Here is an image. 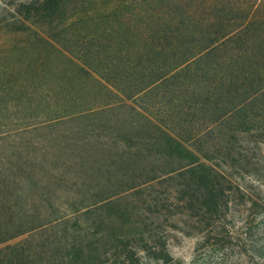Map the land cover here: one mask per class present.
I'll return each mask as SVG.
<instances>
[{
  "label": "trees",
  "instance_id": "1",
  "mask_svg": "<svg viewBox=\"0 0 264 264\" xmlns=\"http://www.w3.org/2000/svg\"><path fill=\"white\" fill-rule=\"evenodd\" d=\"M100 1L21 0L0 16V264H101L106 255L132 264L138 250L169 258L150 236L140 247L114 229L72 236L65 215L30 208L33 168H57L23 162L21 125L93 122L80 149L90 163L105 156L117 176L149 167V181L186 178L178 201L207 234L224 228L229 196L246 194L214 160L232 155L233 134L264 135V0ZM120 105L129 118L111 120ZM79 160L65 161L79 162L75 183L94 181Z\"/></svg>",
  "mask_w": 264,
  "mask_h": 264
},
{
  "label": "rangeland",
  "instance_id": "2",
  "mask_svg": "<svg viewBox=\"0 0 264 264\" xmlns=\"http://www.w3.org/2000/svg\"><path fill=\"white\" fill-rule=\"evenodd\" d=\"M19 3L21 0H0V16L8 18ZM80 27L76 24L73 29L79 30ZM123 107H115L108 117L111 120L117 116L129 118L130 110ZM85 127L87 130L84 132ZM95 127L97 125L90 121H68L26 129L21 125V144L29 147L23 162L28 164L35 159L42 165L57 168L47 173L33 168L37 179L36 194L34 205L30 208H51L57 210L54 215H65L69 219L64 225L72 236L107 232V237H110L114 229L117 234L129 238V245L137 247L143 246L145 238L150 236L165 248L169 257L166 263L153 261L150 253L147 255L138 250L139 259L132 264H264L263 134H233L232 155L226 161L214 160L220 169L246 189V194L236 192L229 196L236 199L223 221L224 228L207 234L204 231L207 228L199 224V215L178 201L182 196L180 184L185 183L186 178L173 175L149 181L147 178L153 176L149 167L117 176L114 171L113 174L106 173V166L115 160L103 158L105 156L90 163L89 154L80 149L82 140L96 135ZM72 157L75 160L78 158V161L82 157L84 164L91 167L88 173L94 181H84L83 185L75 183L73 174L80 173L81 168L77 161L74 162L77 166L70 161L65 162ZM213 157L216 158L215 155ZM89 167H85L86 170ZM138 184L142 185L130 189ZM23 204L24 201L21 202ZM76 210L79 214L75 216ZM142 231L145 235L140 241L135 235ZM29 238L30 235L25 234L5 245L21 244ZM104 246L110 247L107 244ZM101 261V264H122L118 261L114 263L109 255Z\"/></svg>",
  "mask_w": 264,
  "mask_h": 264
}]
</instances>
